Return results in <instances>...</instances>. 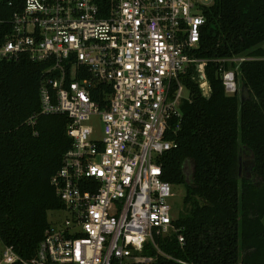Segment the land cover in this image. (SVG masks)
Returning <instances> with one entry per match:
<instances>
[{"label":"built area","instance_id":"1","mask_svg":"<svg viewBox=\"0 0 264 264\" xmlns=\"http://www.w3.org/2000/svg\"><path fill=\"white\" fill-rule=\"evenodd\" d=\"M214 0H22L0 58L44 64L38 115L65 114L72 145L51 184L63 206L36 253L21 257L0 234V264H149L146 243L177 232L176 185L161 156L189 99L209 94L208 60L195 55ZM11 4V2H9ZM249 57H232L239 63ZM228 60V59H227ZM235 69L222 71L228 94ZM101 124L94 136V120ZM182 243L183 236L178 235Z\"/></svg>","mask_w":264,"mask_h":264},{"label":"trees","instance_id":"2","mask_svg":"<svg viewBox=\"0 0 264 264\" xmlns=\"http://www.w3.org/2000/svg\"><path fill=\"white\" fill-rule=\"evenodd\" d=\"M21 1L0 0V41ZM204 16L194 51L208 60L209 96L187 80L189 99L169 137L175 146L161 156L163 180L185 185L178 231L155 233L144 253L149 264H264V0H214ZM236 56L250 59L229 60ZM236 66L239 89L228 94L222 71ZM44 71L27 58H0V234L26 259L50 226L48 213L63 206L50 180L72 145L65 114L25 123L38 111ZM242 83L248 100L240 99ZM250 151L247 178L238 157Z\"/></svg>","mask_w":264,"mask_h":264},{"label":"rangeland","instance_id":"3","mask_svg":"<svg viewBox=\"0 0 264 264\" xmlns=\"http://www.w3.org/2000/svg\"><path fill=\"white\" fill-rule=\"evenodd\" d=\"M93 127L95 130L94 136H97L98 133H100V128H101L100 122L95 119ZM241 176H243V171H242ZM175 190L177 192L178 197L174 198V208H175V214L177 213L176 216H178L180 213V210H182V207H183L182 199H183V195L185 193V185L184 184L176 185ZM62 216H63L62 213L51 211L48 213V220L51 224H54L56 222V220L58 219V217H62ZM162 235H164V234H162ZM237 264H241V263H237Z\"/></svg>","mask_w":264,"mask_h":264},{"label":"water","instance_id":"4","mask_svg":"<svg viewBox=\"0 0 264 264\" xmlns=\"http://www.w3.org/2000/svg\"><path fill=\"white\" fill-rule=\"evenodd\" d=\"M209 96V94H208ZM250 98V91L248 87L242 83L241 84V92H240V99L243 100H248ZM239 160V175H243L247 178L251 176V169L254 165V154L250 151V154L247 155L245 152H242L241 155L238 157ZM246 160H251V164L246 167Z\"/></svg>","mask_w":264,"mask_h":264},{"label":"flooded vegetation","instance_id":"5","mask_svg":"<svg viewBox=\"0 0 264 264\" xmlns=\"http://www.w3.org/2000/svg\"><path fill=\"white\" fill-rule=\"evenodd\" d=\"M248 160H246V162H245V164H246V167L248 166V162H247Z\"/></svg>","mask_w":264,"mask_h":264}]
</instances>
